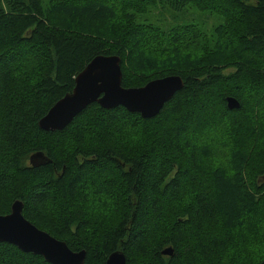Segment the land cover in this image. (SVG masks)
I'll list each match as a JSON object with an SVG mask.
<instances>
[{
  "label": "trees",
  "instance_id": "obj_1",
  "mask_svg": "<svg viewBox=\"0 0 264 264\" xmlns=\"http://www.w3.org/2000/svg\"><path fill=\"white\" fill-rule=\"evenodd\" d=\"M195 9L221 21L210 33L179 21ZM100 54L121 56L125 87L168 75L184 86L153 117L92 103L41 129ZM257 95L264 0H0V214L22 200L86 264L116 250L127 264H264ZM37 151L51 162L32 166ZM0 264L52 263L0 242Z\"/></svg>",
  "mask_w": 264,
  "mask_h": 264
},
{
  "label": "water",
  "instance_id": "obj_2",
  "mask_svg": "<svg viewBox=\"0 0 264 264\" xmlns=\"http://www.w3.org/2000/svg\"><path fill=\"white\" fill-rule=\"evenodd\" d=\"M121 61L117 54L95 56L76 76L73 90L56 101L39 120L41 129L63 130L92 103H99L104 108L124 106L144 118L153 117L184 86L180 75H168L150 80L143 86L125 87ZM226 100L231 109L241 105L234 96H228ZM49 162L51 160L43 151L30 156L32 166ZM23 208L24 202L17 199L9 213L0 214V242H9L24 252L41 255L52 264H86L84 249L74 251L66 241L39 228L24 216ZM163 253L171 255L173 249L167 247ZM105 264H127L125 253L113 251Z\"/></svg>",
  "mask_w": 264,
  "mask_h": 264
},
{
  "label": "rangeland",
  "instance_id": "obj_3",
  "mask_svg": "<svg viewBox=\"0 0 264 264\" xmlns=\"http://www.w3.org/2000/svg\"><path fill=\"white\" fill-rule=\"evenodd\" d=\"M169 18L171 17L170 16L168 17V15H166L163 21L167 23L169 22ZM191 19H194L193 21L196 22L204 31L208 30L209 31L208 33L212 31L213 26H215V24L221 21V19L219 18V15H215V14L213 15V13L208 14L207 12L200 13L197 9L193 11V15L191 18L189 16L188 18L180 19L179 21L187 22V21H190ZM171 23H176V21H172ZM258 99H261L262 106L264 107V100L262 99V97L258 96ZM262 109L263 108H258L259 111ZM262 112L264 113V110H262ZM261 232L264 233V223L261 226Z\"/></svg>",
  "mask_w": 264,
  "mask_h": 264
},
{
  "label": "bare ground",
  "instance_id": "obj_4",
  "mask_svg": "<svg viewBox=\"0 0 264 264\" xmlns=\"http://www.w3.org/2000/svg\"><path fill=\"white\" fill-rule=\"evenodd\" d=\"M143 117V116H142Z\"/></svg>",
  "mask_w": 264,
  "mask_h": 264
}]
</instances>
